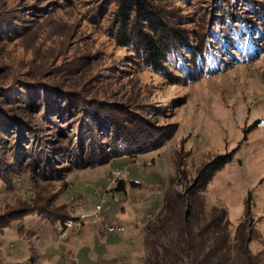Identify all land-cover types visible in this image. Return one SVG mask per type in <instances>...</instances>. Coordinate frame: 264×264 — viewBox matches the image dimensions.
<instances>
[{
  "label": "rangeland",
  "instance_id": "374dc122",
  "mask_svg": "<svg viewBox=\"0 0 264 264\" xmlns=\"http://www.w3.org/2000/svg\"><path fill=\"white\" fill-rule=\"evenodd\" d=\"M88 2L93 0H0V68H11L0 85L17 78L64 93L62 98L74 102L80 116L95 106L79 101L91 102L95 96L123 106L114 111L123 113L126 122L132 113L138 116L134 121L145 123L141 114L146 109H131L149 107L155 111L146 118L178 129L155 152L81 170L66 164L61 179L38 175L23 161L14 188L0 193V216L15 218L0 236V264H136L145 255V223L159 211L179 168L177 156L180 171L192 181L220 163L219 158H232L216 172L202 198L208 208L227 209L232 232L245 222L253 236L250 249L264 258V59L229 60L219 74L175 86L145 71L130 49L110 37L105 30L110 20L88 21ZM72 68L76 74L67 75ZM5 90L0 97L17 93ZM24 112L28 132L45 121L36 110ZM45 130L46 135L34 133V141L42 137L52 147L69 144L65 132ZM121 181L125 190H118ZM35 207L51 208L56 219L63 213L74 219L54 226L42 219L44 214L34 213ZM27 210L32 215L21 221ZM104 225L123 229L100 233Z\"/></svg>",
  "mask_w": 264,
  "mask_h": 264
},
{
  "label": "trees",
  "instance_id": "16d2710c",
  "mask_svg": "<svg viewBox=\"0 0 264 264\" xmlns=\"http://www.w3.org/2000/svg\"><path fill=\"white\" fill-rule=\"evenodd\" d=\"M87 6L84 16L88 21L100 24L104 19L107 24L110 20L105 28L110 37L130 49L145 71L161 75L175 86H187L219 74L229 60L246 58L250 63L258 57L264 59V0H93ZM6 67L0 68V80L11 69ZM66 71L67 75L77 72L73 68ZM14 81L0 85V91L19 93L0 97V193L7 186L14 188L23 161L38 175L61 179L66 164L81 170L104 166L124 156L133 158L155 152L178 129L160 127L146 118L155 111L149 107L131 109H146L141 114L145 123L134 121L138 116L132 113L128 114L130 122H126L123 113L114 111L123 106L105 102L101 96L91 102L80 100L96 107L80 116L74 102L62 98L64 93L59 95L34 82L32 85ZM28 108L38 111V116L50 126L41 121L28 132L23 124L28 121L24 112L28 113ZM5 110L9 112L4 114ZM47 127L55 135L65 132L63 137H69V144L52 147L50 139L42 137L41 142L34 141V133L46 135ZM231 159L219 158L220 163L217 161L210 171L205 169L192 181L185 171H180L181 162L176 157L179 168L168 182L158 213L145 223V255L136 264H264L263 256L250 249L253 236L246 223L241 221L232 232L227 209L208 208L202 198L216 172ZM123 182L118 190H125ZM178 186L183 190L178 191ZM35 208L34 213L44 214L42 219L54 226L74 219L67 213L56 219L51 208ZM20 215L22 221L32 212L27 210ZM8 217L0 216V236L15 219Z\"/></svg>",
  "mask_w": 264,
  "mask_h": 264
},
{
  "label": "built area",
  "instance_id": "2783aa9c",
  "mask_svg": "<svg viewBox=\"0 0 264 264\" xmlns=\"http://www.w3.org/2000/svg\"><path fill=\"white\" fill-rule=\"evenodd\" d=\"M100 212H101V208L96 210V214H98ZM122 229H123V227L120 225H104L102 228L104 233L110 232V231L122 230Z\"/></svg>",
  "mask_w": 264,
  "mask_h": 264
},
{
  "label": "crops",
  "instance_id": "0c3cea01",
  "mask_svg": "<svg viewBox=\"0 0 264 264\" xmlns=\"http://www.w3.org/2000/svg\"><path fill=\"white\" fill-rule=\"evenodd\" d=\"M96 225H97V224H95V226H96ZM95 226H93V227H95ZM93 230H94V229L90 228L88 231H89L90 233L93 234ZM101 232H103V230H102V231L100 230V233H101Z\"/></svg>",
  "mask_w": 264,
  "mask_h": 264
}]
</instances>
